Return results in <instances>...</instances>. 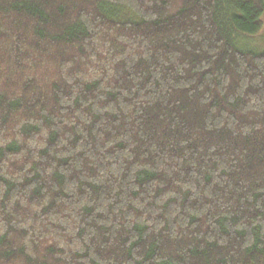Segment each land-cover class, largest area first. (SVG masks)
I'll return each mask as SVG.
<instances>
[{
    "label": "trees",
    "instance_id": "trees-1",
    "mask_svg": "<svg viewBox=\"0 0 264 264\" xmlns=\"http://www.w3.org/2000/svg\"><path fill=\"white\" fill-rule=\"evenodd\" d=\"M264 0H0V264H264Z\"/></svg>",
    "mask_w": 264,
    "mask_h": 264
},
{
    "label": "rangeland",
    "instance_id": "rangeland-1",
    "mask_svg": "<svg viewBox=\"0 0 264 264\" xmlns=\"http://www.w3.org/2000/svg\"><path fill=\"white\" fill-rule=\"evenodd\" d=\"M262 20H263V26L261 30L254 35H250V37L248 38L249 45L252 48L259 51L264 50V13L262 15Z\"/></svg>",
    "mask_w": 264,
    "mask_h": 264
}]
</instances>
